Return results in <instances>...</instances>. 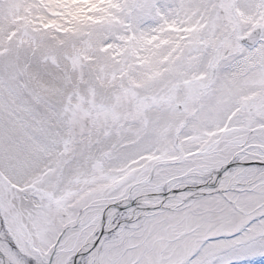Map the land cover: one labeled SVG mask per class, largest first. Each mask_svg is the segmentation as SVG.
Segmentation results:
<instances>
[{
    "label": "snow or ice",
    "instance_id": "obj_1",
    "mask_svg": "<svg viewBox=\"0 0 264 264\" xmlns=\"http://www.w3.org/2000/svg\"><path fill=\"white\" fill-rule=\"evenodd\" d=\"M0 264H264V0H0Z\"/></svg>",
    "mask_w": 264,
    "mask_h": 264
}]
</instances>
